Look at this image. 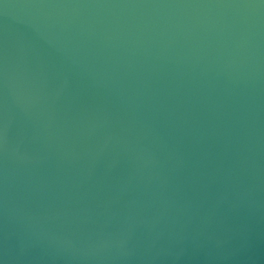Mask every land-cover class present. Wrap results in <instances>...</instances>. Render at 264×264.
Returning a JSON list of instances; mask_svg holds the SVG:
<instances>
[{
    "label": "water",
    "instance_id": "obj_1",
    "mask_svg": "<svg viewBox=\"0 0 264 264\" xmlns=\"http://www.w3.org/2000/svg\"><path fill=\"white\" fill-rule=\"evenodd\" d=\"M0 264H264V0H0Z\"/></svg>",
    "mask_w": 264,
    "mask_h": 264
}]
</instances>
